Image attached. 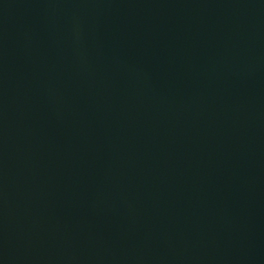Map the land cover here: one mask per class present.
Masks as SVG:
<instances>
[{"label":"water","instance_id":"1","mask_svg":"<svg viewBox=\"0 0 264 264\" xmlns=\"http://www.w3.org/2000/svg\"><path fill=\"white\" fill-rule=\"evenodd\" d=\"M0 264H264V0H0Z\"/></svg>","mask_w":264,"mask_h":264}]
</instances>
